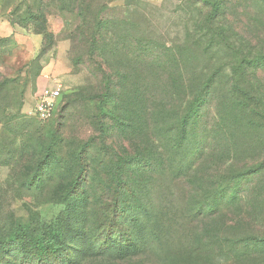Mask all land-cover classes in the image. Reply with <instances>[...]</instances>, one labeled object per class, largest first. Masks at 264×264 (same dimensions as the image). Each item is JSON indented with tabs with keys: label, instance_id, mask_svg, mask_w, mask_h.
<instances>
[{
	"label": "rangeland",
	"instance_id": "1",
	"mask_svg": "<svg viewBox=\"0 0 264 264\" xmlns=\"http://www.w3.org/2000/svg\"><path fill=\"white\" fill-rule=\"evenodd\" d=\"M249 1L223 22L235 28L225 31L230 52L212 44L199 0H116L108 36L119 45L103 56L59 36L57 15L47 17L55 45L42 53L37 28L10 24L13 4L0 2V239L39 222L68 230L70 244L95 241L121 179L125 223L147 244L80 264H264V100L243 92L256 79L264 87V68L238 78L230 63L264 48V6ZM55 81L57 109L40 120L37 98Z\"/></svg>",
	"mask_w": 264,
	"mask_h": 264
},
{
	"label": "trees",
	"instance_id": "2",
	"mask_svg": "<svg viewBox=\"0 0 264 264\" xmlns=\"http://www.w3.org/2000/svg\"><path fill=\"white\" fill-rule=\"evenodd\" d=\"M24 1H32L33 4H25V12L17 17V22L14 20V16L18 12H22L21 2L23 4ZM114 1L116 0H22L17 4V0L14 3H10V0H0L5 7L8 4H13L8 13L10 24L23 28L34 25L37 28L35 33L42 36V53L47 52L55 45L57 35L49 29L47 17L57 15L63 20L59 36L70 41L78 40L81 44L84 43L82 46L90 56L96 53L104 55L119 45V42L111 41V36H108L117 26L115 19L107 16L109 11L115 10V5H112ZM199 1L208 10V15L204 20L205 25L209 28L214 27L212 44L221 45L227 51L233 52L236 47L235 43L226 37L225 31L235 32V28L233 25H226L223 22L230 16L229 7L233 6L236 1L245 0ZM249 2L252 4L253 10H260L264 6V0H250ZM261 49V53L254 57L234 52L230 59L232 74L243 78L240 75L243 70L245 71L247 65H252L255 71L264 68V48ZM244 84L243 92L247 96V100H264V87L258 79L255 82L248 81ZM107 91L110 94V87ZM61 95L57 100L54 113ZM47 152L49 154L46 153V157H50L51 149H48ZM76 161L77 175L72 182L71 192H74L79 186L77 178L81 174L84 164L80 153L77 155ZM121 185V179H117L110 187V201L107 205L108 218L95 234V241H79L84 240V237L76 236V240L70 244V241H67L68 230H57L53 226L39 222L16 223L12 225L7 236L0 239V264H80L81 258L87 255L125 259L139 254L147 242L140 241L138 237L134 236L132 230L125 223V220L129 221V216H123L124 209L121 206L119 191ZM66 206L69 208L68 204ZM140 223L138 218L131 221V225L135 226L134 230L141 227ZM72 250L75 251V255L71 252ZM221 253L215 255V261L218 263L222 262L219 255Z\"/></svg>",
	"mask_w": 264,
	"mask_h": 264
},
{
	"label": "built area",
	"instance_id": "3",
	"mask_svg": "<svg viewBox=\"0 0 264 264\" xmlns=\"http://www.w3.org/2000/svg\"><path fill=\"white\" fill-rule=\"evenodd\" d=\"M62 92L61 83L55 81L48 90L37 98L34 107V116L40 120H47L53 116L57 100Z\"/></svg>",
	"mask_w": 264,
	"mask_h": 264
}]
</instances>
